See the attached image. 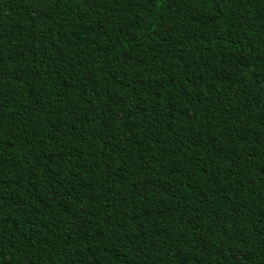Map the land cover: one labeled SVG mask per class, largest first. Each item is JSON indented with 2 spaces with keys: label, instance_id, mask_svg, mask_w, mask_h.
Returning <instances> with one entry per match:
<instances>
[{
  "label": "trees",
  "instance_id": "obj_1",
  "mask_svg": "<svg viewBox=\"0 0 264 264\" xmlns=\"http://www.w3.org/2000/svg\"><path fill=\"white\" fill-rule=\"evenodd\" d=\"M0 264H264V0H0Z\"/></svg>",
  "mask_w": 264,
  "mask_h": 264
}]
</instances>
